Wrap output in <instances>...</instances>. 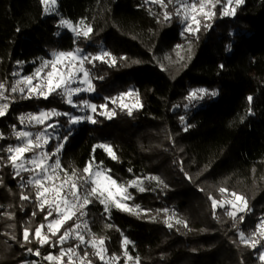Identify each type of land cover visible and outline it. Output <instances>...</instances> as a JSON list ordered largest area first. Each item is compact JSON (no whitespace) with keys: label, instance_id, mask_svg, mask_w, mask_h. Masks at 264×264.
Listing matches in <instances>:
<instances>
[{"label":"trees","instance_id":"trees-1","mask_svg":"<svg viewBox=\"0 0 264 264\" xmlns=\"http://www.w3.org/2000/svg\"><path fill=\"white\" fill-rule=\"evenodd\" d=\"M43 8L40 0H0V82L10 84L17 78L14 72L31 75L53 50L109 51L117 58L115 66L100 61L94 62V68L85 64L96 86L88 99L97 106L115 108L117 115L108 120L98 115L103 111L98 107L93 114L98 123L83 121L68 127L63 126L65 117L57 118L62 124L58 135L71 130L60 153L61 163L68 170L83 169L94 155L97 163L103 161L112 169L118 181L157 176L164 182L144 180L148 190L143 193L129 189L134 196L129 205H140L146 215L113 207L106 218L99 202L88 207L92 232L106 237L109 255L118 254L119 263L125 264L122 241L127 237L131 241L128 253L139 257V264H262L259 246L255 250L240 246L238 230L247 235L264 218V0H245L235 16L218 15L209 22L210 28L202 27L197 36L190 37L191 58L175 68L165 67L162 59L180 42L182 26L176 18L163 21L164 10L158 4L58 0L56 15H46ZM167 10L173 11L172 5ZM61 18L74 24L83 19L93 28L91 38H77L58 27ZM122 56L128 59H119ZM136 60L141 63H133ZM198 88L217 95L186 99ZM129 90L139 92L143 105L134 108L132 116L105 99ZM127 100L132 104L135 97ZM51 108L74 112L57 96L17 98L8 115L0 118L4 136L0 149L19 143L11 135V125L21 112ZM59 142L52 140L48 147ZM100 143L112 145L119 160L111 159L102 148L93 153V146ZM7 155L0 151V157ZM20 183L10 165L0 164V264H48L43 256L57 254L58 248L40 247L34 237L20 246L23 227L31 221L34 230L44 215L34 202L20 200ZM219 187L247 198L249 211L239 214L245 216L243 223H234L221 208L216 210L219 219L213 218L208 195L220 198ZM33 212H37L35 217ZM176 219L187 221L188 227ZM6 233L16 239L7 240ZM28 248H39L41 256L28 253ZM94 264L100 261L94 259Z\"/></svg>","mask_w":264,"mask_h":264},{"label":"snow or ice","instance_id":"snow-or-ice-1","mask_svg":"<svg viewBox=\"0 0 264 264\" xmlns=\"http://www.w3.org/2000/svg\"><path fill=\"white\" fill-rule=\"evenodd\" d=\"M151 2L158 4L164 10L162 13L163 21L176 18L184 25L183 33H187L189 36H197L202 27L210 28L209 22L218 15L221 17L235 16L237 8L243 5L245 0H151ZM40 3L44 6L45 14L56 12L57 0H40ZM169 5L173 7L171 12L167 10ZM218 5L220 6L219 13L217 12ZM158 22L160 21L158 20ZM58 27L68 29L77 38L90 39L93 33L92 26L86 25L83 19L74 24L69 19L61 18ZM190 45L191 41H189V47L186 50L183 45H177L176 48L190 52ZM50 55L51 59H42L40 66L31 75L21 76L18 72H14L12 75L19 77L18 79L10 84L0 82V118L8 115L11 104L15 103L17 98L48 100L52 96L59 97L62 103H66L72 108L90 110L93 114H97L99 107L103 111H100L98 115L105 116L108 120L117 115L116 109L109 108L107 104L97 106L86 99L79 101L73 99L81 93L96 91V86L93 84V74L85 67V64H91L94 68L96 67L94 62L100 61L108 64L109 67H113L117 63L115 56L106 50L97 54L85 53L84 49L80 47L68 51L53 50ZM177 57L180 60L184 59L181 51H177ZM166 58L171 59L170 57ZM119 59L127 60L128 57L122 56ZM133 63H141V61L136 60ZM98 78L103 79V77ZM206 95L215 96L217 93L198 88L192 90L186 99L191 102L201 100ZM133 96L135 97L134 103L126 104L123 102L125 97ZM105 99L112 104H118L122 111L126 110L128 116L133 115L134 108L143 107L139 92L136 90L122 92L115 97H105ZM247 99L251 104L253 97L249 96ZM251 114V109H249V115ZM62 116L66 118V123L69 126L85 120L92 124L99 122L94 118V115L79 116L71 112H62L56 108L27 112L18 116L19 124L36 127L38 130L36 132L17 130L16 125H13V136L19 143L0 149V151L8 154L6 159L0 157V164L3 166L10 165L14 178H20V200L34 202L39 212L44 213L43 221L34 230L31 229V221H29L28 226L23 227V242L20 246L23 247L25 243H31L30 237H34L40 247L48 245L54 249L58 248L57 254L50 252L43 256L48 264H94V259H98L100 264H119L121 257L116 253L111 255L108 253L106 237L98 236L89 228L88 221L85 219L88 215V207L99 202L103 205L104 213L107 214L106 218H110L113 207L132 215L139 216L141 212L146 215L147 210L141 209L140 205L130 206L127 203V201L134 199L129 189L135 188L143 193L148 190L144 186V180L157 181L161 184L164 182L157 176L136 177L128 181H118L111 174L112 169L106 167L103 161L97 163L94 155L83 169H65L60 160V153L71 135V130L69 128L68 133L63 137L58 134L53 136V133L60 127L57 118ZM183 119L181 117V120ZM49 129L52 131L50 132ZM185 131H187V127H185ZM3 138V134L0 133V139ZM52 139L60 142L50 149L48 145ZM96 148H102L111 159L119 160L112 145L107 143L94 145L93 153ZM24 173H28V176L25 177ZM188 179L191 180V177ZM26 188L31 190L25 192L24 189ZM218 192L220 198L211 194L208 195L213 218L219 219L216 210L221 208L225 209V215L230 217L234 223L236 221L243 223L245 216L239 214L249 211L247 198L243 194L231 191L226 187H219ZM225 205H229L230 210ZM162 211L167 212L168 210L163 209ZM6 215L10 219L14 218L11 213H6ZM31 215L35 217L37 212H33ZM176 223L188 227L187 221L182 219H176ZM105 226L113 227L110 224ZM167 226L170 229L173 227L171 223H167ZM238 237L240 243L246 247L255 250L259 246L261 250L258 253V259L264 264V218H261L247 235L244 231L238 230ZM11 239H16V237L12 236ZM73 241L75 243H72ZM130 243L131 241L127 237L122 241L123 256L126 258L125 264L127 261H134V264H139V257L134 258L128 253L127 245ZM27 252L38 257L41 256L39 248L35 250L28 248ZM30 264H35V261L30 262Z\"/></svg>","mask_w":264,"mask_h":264},{"label":"rangeland","instance_id":"rangeland-1","mask_svg":"<svg viewBox=\"0 0 264 264\" xmlns=\"http://www.w3.org/2000/svg\"><path fill=\"white\" fill-rule=\"evenodd\" d=\"M147 1H149V2H151V0H147ZM152 3V2H151ZM219 6V5H218ZM217 6V7H218ZM44 7V6H43ZM57 10H58V0H57V7H56V12L55 13H53V14H46V15H56L57 14ZM181 26H182V30H183V27H184V25H182L181 24ZM63 30H68V29H66V28H62ZM69 31V30H68ZM71 32V31H70ZM72 33V32H71ZM73 35H74V33H72ZM190 37H192V36H189L187 33H185V34H182V36H181V40H180V42L178 43V45H183V48L186 50L188 47H189V41H190ZM190 47H191V45H190ZM185 50H178L176 47H175V49L171 52V53H169V54H167L163 59H162V63L164 64V66L165 67H168V68H175L176 67V65H179V64H181L182 62H184V60H186V59H188V57L190 56V54H191V51L190 52H188V51H185ZM177 51H181V55H183L184 56V59L183 60H180L178 57H177ZM166 57H170L171 59H167ZM49 59H51V57L49 58ZM40 66V65H39ZM19 77H17L16 79H18ZM15 79V80H16ZM75 86V85H74ZM91 95V92L90 93H81L79 96H76V97H73V99H74V101H79V100H81V99H86V100H88V101H90L89 99H88V96H90ZM81 97H83V98H81ZM76 99H78V100H76ZM128 97H125L124 98V103H126V104H131L128 100ZM91 102V101H90ZM92 103V102H91ZM28 112H32V111H28ZM25 113H27V112H25ZM21 114H24L23 112H21L19 115H21ZM72 114H74V115H79V116H86V115H93V113H91V111L90 110H78L77 108H74V112L72 113ZM18 115V116H19ZM63 117V116H62ZM86 121V120H85ZM59 125H60V127H58L57 128V130H56V132L55 133H53V136L55 137V135H57V134H59L60 133V131H61V128H62V124L61 123H59ZM77 125V124H76ZM63 126H66V127H68L69 125L68 124H66V125H63ZM71 126H74V125H71ZM26 129L27 130H30V131H37L38 130V128H36V127H28V126H26ZM49 131L51 132L52 130L51 129H49ZM12 135V134H11ZM12 137H14L13 135H12ZM52 140H55V139H52ZM127 203L129 204V201H127ZM225 207L226 208H228L229 210H230V206L229 205H225ZM87 212H88V210H87ZM85 219L88 221V224H89V228L92 230V227H91V224H90V216H89V212H88V215L85 217ZM8 228H9V226H7L6 225V229H5V231L8 233ZM5 234V238L7 239V240H10L11 239V236L9 235V234ZM239 245L240 246H244V245H242L241 243H240V241H239ZM123 259V258H122ZM260 261V260H259ZM120 262V261H119ZM125 262H126V258H125ZM26 264V263H25ZM27 264H30V263H27ZM119 264H123V260H121V263H119ZM127 264H134V261H127Z\"/></svg>","mask_w":264,"mask_h":264},{"label":"built area","instance_id":"built-area-1","mask_svg":"<svg viewBox=\"0 0 264 264\" xmlns=\"http://www.w3.org/2000/svg\"><path fill=\"white\" fill-rule=\"evenodd\" d=\"M13 125H16L17 130H21V129H23V130H27V129H26V126H22V125L19 124L18 117H17V120L11 125V134H12V135H13V132H12V126H13ZM34 132H36V131H34Z\"/></svg>","mask_w":264,"mask_h":264}]
</instances>
